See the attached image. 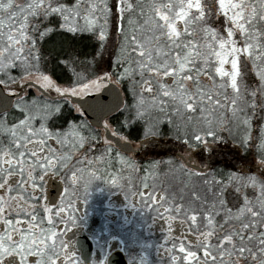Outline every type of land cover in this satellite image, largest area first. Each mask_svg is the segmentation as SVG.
Listing matches in <instances>:
<instances>
[{
  "label": "snow or ice",
  "instance_id": "snow-or-ice-1",
  "mask_svg": "<svg viewBox=\"0 0 264 264\" xmlns=\"http://www.w3.org/2000/svg\"><path fill=\"white\" fill-rule=\"evenodd\" d=\"M0 264H264V0H0Z\"/></svg>",
  "mask_w": 264,
  "mask_h": 264
}]
</instances>
